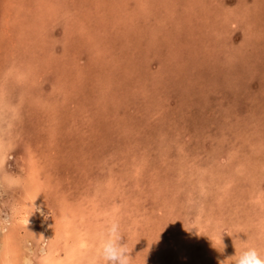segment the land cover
<instances>
[{
  "label": "rangeland",
  "instance_id": "374dc122",
  "mask_svg": "<svg viewBox=\"0 0 264 264\" xmlns=\"http://www.w3.org/2000/svg\"><path fill=\"white\" fill-rule=\"evenodd\" d=\"M0 94V218L33 173L131 264L264 252V0H0Z\"/></svg>",
  "mask_w": 264,
  "mask_h": 264
},
{
  "label": "bare ground",
  "instance_id": "6f19581e",
  "mask_svg": "<svg viewBox=\"0 0 264 264\" xmlns=\"http://www.w3.org/2000/svg\"><path fill=\"white\" fill-rule=\"evenodd\" d=\"M39 1V0H38ZM184 1V0H182ZM117 2V1H116ZM180 2V1H179ZM194 2V1H193ZM42 3V2H41ZM118 4V3H117ZM183 4V3H182ZM188 4V2H187ZM181 5V4H179ZM177 5V7L179 6ZM185 5V4H184ZM193 5V4H192ZM174 6V5H173ZM196 6V5H195ZM194 6V7H195ZM198 6V5H197ZM172 8V5L170 4ZM246 7V6H245ZM249 7V6H248ZM121 8V7H120ZM165 8V7H164ZM248 9V8H247ZM121 10V9H120ZM127 10V8H126ZM177 10V8H176ZM181 10V9H180ZM185 10V9H184ZM136 11V10H134ZM154 11V9H153ZM165 11V10H164ZM172 11V10H171ZM179 11V10H178ZM117 12V10H116ZM119 12V10H118ZM117 12V14H118ZM144 12V11H143ZM123 13V12H120ZM147 13V12H146ZM180 13V12H178ZM134 14V13H133ZM123 15V14H122ZM125 15V14H124ZM131 15V14H130ZM175 17L176 15L173 14ZM228 15V14H227ZM230 15V14H229ZM10 16V15H9ZM118 16V15H117ZM119 16H121L119 14ZM127 16V14H126ZM136 17V14H135ZM209 17V16H208ZM118 18V17H117ZM120 18V17H119ZM150 17L147 20H150ZM224 18V17H223ZM11 18H7L5 21V25L9 23ZM14 19H16L14 17ZM166 19V18H165ZM203 19V18H202ZM209 19V18H208ZM167 20V19H166ZM152 21V20H150ZM156 21V19H155ZM229 21V20H228ZM143 22V21H142ZM161 22V21H160ZM166 22V21H165ZM116 23V22H115ZM147 23V22H146ZM184 23V22H182ZM129 24V23H128ZM145 24V22H144ZM150 24V23H149ZM147 25V24H146ZM154 25V24H153ZM123 26V24H122ZM244 26V25H243ZM18 27V26H17ZM117 27V26H116ZM143 27V26H142ZM128 28V27H127ZM130 28V27H129ZM175 28V27H174ZM133 29V28H132ZM135 29V28H134ZM139 29V28H138ZM158 29V28H157ZM160 29V28H159ZM28 30V29H27ZM142 30V29H141ZM180 30V29H179ZM244 30V29H243ZM257 30V28H256ZM255 31V30H254ZM253 31V32H254ZM109 32V31H108ZM130 32V30H129ZM128 32V33H129ZM142 32V31H139ZM247 32V31H246ZM250 32V31H249ZM252 32V33H253ZM21 33V32H20ZM116 33V32H115ZM138 33V32H137ZM147 33V31H146ZM139 34V33H138ZM144 34V33H143ZM244 35V34H243ZM250 36H252L250 34ZM3 73V72H2ZM10 73V72H9ZM9 75V74H8ZM5 77V76H4ZM15 77V76H13ZM17 78V77H16ZM22 79V78H21ZM14 81V80H12ZM18 81V80H16ZM15 83V81H14ZM19 83V82H17ZM4 84V83H3ZM9 84V83H8ZM8 88V87H7ZM9 90V89H8ZM7 90V91H8ZM22 91V90H21ZM27 94V93H26ZM25 94V95H26ZM1 95V94H0ZM28 95V94H27ZM17 96V95H16ZM15 96V97H16ZM21 98L23 96L20 94ZM29 98V97H28ZM15 99V98H14ZM29 101V99H27ZM33 101V99H32ZM31 101V102H32ZM36 101V100H35ZM10 104V103H9ZM18 104V103H17ZM30 104V103H29ZM11 106V105H10ZM6 107V106H5ZM30 107V106H29ZM1 108V107H0ZM7 108V107H6ZM12 108V107H11ZM2 110V108H1ZM14 111V109H13ZM13 113V112H11ZM15 116V114H14ZM2 118V117H1ZM0 118V119H1ZM3 119V118H2ZM14 119V118H13ZM7 120V119H6ZM10 121V120H9ZM4 122H6L4 120ZM8 122V121H7ZM12 122V121H11ZM8 128V126H6ZM2 128V127H1ZM4 130V129H3ZM10 134V133H9ZM8 135V134H7ZM13 135V134H12ZM3 137H1L2 139ZM11 138V136H10ZM13 139V138H11ZM3 142V140H1ZM5 141V140H4ZM14 141V140H13ZM12 141V142H13ZM9 143V142H8ZM252 144V143H251ZM258 144V143H257ZM7 146V145H6ZM9 147V145H8ZM4 148L0 144V165L3 162L5 156ZM6 150V149H5ZM258 151V150H257ZM261 152V151H260ZM264 152V151H263ZM261 154V153H260ZM259 154V155H260ZM259 157V156H258ZM29 160V157H28ZM257 160V158H256ZM32 161V160H31ZM258 163V162H257ZM35 164V163H34ZM262 166V165H261ZM38 168V167H37ZM262 169V168H261ZM3 171V169H2ZM1 171V172H2ZM0 172V173H1ZM28 172V171H27ZM199 172V171H198ZM35 174V173H34ZM200 174V173H199ZM7 175V173H6ZM10 175V174H9ZM30 176L28 180L19 179V183H23L22 185L25 187L23 191V195L20 196L22 200L19 204H17L18 208H22L25 212L31 213L33 211L32 205L38 206L41 208L43 212V206L39 205L41 197V183L37 180V178L33 175V173H28ZM5 174L2 175L4 177ZM19 176V175H17ZM13 177V176H12ZM41 177V176H40ZM39 178V176H38ZM6 180V179H5ZM17 182V185L19 184ZM199 183V181H198ZM199 185V184H198ZM202 185V184H201ZM2 187V186H1ZM10 187V186H9ZM8 187V188H9ZM16 187V186H15ZM20 187V186H19ZM202 187V186H201ZM204 187V186H203ZM17 188V187H16ZM21 188V187H20ZM48 188V187H46ZM197 188V186H196ZM200 188V187H198ZM23 189V188H22ZM10 190V189H9ZM44 190V188H43ZM206 190V189H205ZM4 191V189H3ZM201 191V190H200ZM198 191V192H200ZM12 192V191H11ZM39 193V194H37ZM46 190H44V194ZM204 193V192H203ZM12 194V193H11ZM43 195V194H42ZM205 195V194H202ZM19 196V195H18ZM68 197V196H67ZM202 198V197H200ZM63 199V198H61ZM60 199V200H61ZM71 199V198H70ZM43 200V199H41ZM64 200V199H63ZM77 201V200H76ZM14 202V201H13ZM12 202V203H13ZM57 202V201H56ZM95 205L85 204V210L82 209L81 206L76 204L75 207L69 208L66 204L61 203L60 207L58 206L59 216L55 215V222L49 220V222H44V220H39L38 213L34 212L26 222H20L19 219L13 221L10 226L4 227L0 226V264H19L20 260L23 256L28 255L26 253V249L31 251L33 254L35 252V248L31 243L37 245L39 249H41V254H47L51 264H93L92 256L94 255V246L97 240L99 233L103 230L102 228L99 231V227H96L94 224V217L99 214H95L93 216L89 215L88 211L93 209L92 207L100 208L98 212L101 214L116 212L115 206H112V202L110 206L102 205L101 202L97 200H93ZM114 202V201H113ZM204 202V201H203ZM92 203V202H91ZM15 204V203H14ZM57 204V203H56ZM93 204V203H92ZM120 204V203H119ZM11 205V204H10ZM68 205V204H67ZM71 205V203H70ZM202 206V205H201ZM209 206V205H208ZM91 207V208H90ZM210 207V206H209ZM204 208V207H203ZM207 208V207H205ZM57 209V208H56ZM208 209V208H207ZM53 212V211H52ZM211 214V213H210ZM10 217V216H9ZM207 218V217H206ZM4 219V218H0ZM78 220H80L78 223ZM83 223V224H82ZM42 241L44 243H42ZM28 244V245H27ZM31 245V247H30ZM38 249V250H39ZM212 249V248H211ZM24 251V252H23ZM37 252V251H36ZM39 252V251H38ZM37 254V253H36ZM39 253V255H41ZM37 257V256H36Z\"/></svg>",
  "mask_w": 264,
  "mask_h": 264
},
{
  "label": "clouds",
  "instance_id": "9594fccd",
  "mask_svg": "<svg viewBox=\"0 0 264 264\" xmlns=\"http://www.w3.org/2000/svg\"><path fill=\"white\" fill-rule=\"evenodd\" d=\"M33 211L29 214L22 208L13 206L11 216L0 219V226H10L13 221L19 219L20 222H26L34 213H43L41 208L32 205ZM122 228L120 221L116 218L109 219L103 230L99 233L92 256L93 264H131L133 257L129 255L130 248L126 242H122ZM19 264H51L47 254H41L33 259L31 253L25 255ZM229 264H264V252H261L255 245L246 244L239 252L230 258Z\"/></svg>",
  "mask_w": 264,
  "mask_h": 264
}]
</instances>
